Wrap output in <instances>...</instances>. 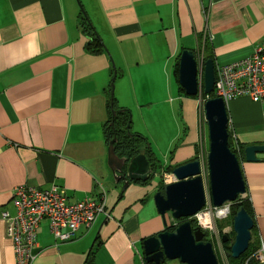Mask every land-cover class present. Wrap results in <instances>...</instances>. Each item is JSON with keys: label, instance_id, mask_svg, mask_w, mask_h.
<instances>
[{"label": "crops", "instance_id": "obj_1", "mask_svg": "<svg viewBox=\"0 0 264 264\" xmlns=\"http://www.w3.org/2000/svg\"><path fill=\"white\" fill-rule=\"evenodd\" d=\"M83 1L105 51L86 48L75 0H0V264H16L2 212L15 214L12 189L20 184L55 185L68 202L96 198L104 188L110 214L79 225L66 241L42 219L31 264H89L90 257L92 264H145L142 240L165 227L153 200L159 185L130 183L121 192L118 183L109 194L106 188L113 176L105 125L114 70L115 107L130 111L131 131L159 158L160 101L170 100L169 112L186 123L164 143L161 173L199 152L198 97H187L175 76L180 52L202 53L216 66L249 56L264 39V0ZM226 109L233 148L264 145V99L238 96ZM238 156L255 251L264 246V152L251 162Z\"/></svg>", "mask_w": 264, "mask_h": 264}, {"label": "water", "instance_id": "obj_2", "mask_svg": "<svg viewBox=\"0 0 264 264\" xmlns=\"http://www.w3.org/2000/svg\"><path fill=\"white\" fill-rule=\"evenodd\" d=\"M76 1L86 17L80 0ZM197 55L191 49H183L178 58L177 80L185 94L189 96H195L201 92L209 95L214 85V61L211 58H203L200 87ZM115 76L116 71L114 70L110 82V107L113 116L117 113V110L113 108L112 100ZM203 109L209 141L207 153L209 194L211 204L218 207L245 194L246 184L240 159L228 145L226 103L220 97H209L204 101ZM110 125H113V121ZM117 141L118 137L114 134L107 147V165L112 172L114 183H122V192L130 183L145 182L151 178L156 166L147 159L145 148L139 149L137 153L130 156L119 155L115 148ZM259 152H264V145H247L242 149V155L248 162L257 161L256 154ZM172 174L174 180L163 184L161 189L153 195L154 204L163 219L164 226L166 225V213L176 220L181 218L185 220L173 230L164 229L144 238L142 240L144 260L153 264H166L165 259L177 260L181 264H218L211 241L205 240L206 233L198 226L193 227L189 220L204 207L207 200L200 161L193 159L175 166ZM253 226V218L244 207H240L232 217L231 230L234 236L227 250L228 256L238 258L247 250ZM227 240L228 235L223 232L221 241L225 243Z\"/></svg>", "mask_w": 264, "mask_h": 264}, {"label": "built area", "instance_id": "obj_3", "mask_svg": "<svg viewBox=\"0 0 264 264\" xmlns=\"http://www.w3.org/2000/svg\"><path fill=\"white\" fill-rule=\"evenodd\" d=\"M198 61V82L202 85L203 55H197ZM215 79L212 96H203L202 92L198 97L199 111V152L197 158L201 165V176L204 190L205 180L208 179L207 153H208V133L203 104L206 98L220 97L227 103L230 99L238 96H248L252 101L264 99V39L254 49L252 54L230 63L216 65L214 69ZM234 137V135H233ZM238 155L240 149L234 147ZM165 184L174 180L171 173L163 174ZM206 204L194 214L193 218L198 227L207 235L211 242L215 239L217 246L218 264H231L227 255V248L221 241V237L216 230V219L223 218L230 213V205L227 202L215 207L211 204L209 194V180L207 184ZM247 193L239 195L246 197ZM12 201L15 206V214L10 215L7 211L2 212V218L7 222V234L12 241L16 256V264H31L36 257L34 248L37 245L36 232L42 219H47L49 228L54 238L58 241H66L73 237L79 225L92 224L99 215L110 214L107 212V196L104 188L96 198L86 196L75 202H68L64 190L57 186L48 189H39L29 184H20L12 189ZM221 209H225L224 215H218ZM171 225L177 224L176 219L169 215ZM225 232V231H224ZM228 233V232H227ZM214 248V247H213ZM242 264H264V246L248 254Z\"/></svg>", "mask_w": 264, "mask_h": 264}, {"label": "trees", "instance_id": "obj_4", "mask_svg": "<svg viewBox=\"0 0 264 264\" xmlns=\"http://www.w3.org/2000/svg\"><path fill=\"white\" fill-rule=\"evenodd\" d=\"M80 14H81V16H80L79 27H80L81 31L84 34H86L88 37V40H87L86 45H85L86 48L89 51L94 52V53L105 51L106 49L104 47V44L102 43L100 36L98 35L95 28L91 24L87 15L85 17L82 12ZM177 75H178V63L175 64V76H177ZM180 89L184 92V90L181 87H180ZM109 91H110V88H109ZM202 95L206 96V94L204 92H202ZM209 96H212V94H210ZM112 100H113V108H115L117 110V113H116V115L113 116L111 114V107H110V118L105 125V133H106V138H107L108 142L112 139L114 134L117 135L118 141L115 143V148H116V152L119 155H126L127 154L128 156H130V155L137 153L139 149L145 148V153H146L147 159L151 163H153L154 166L157 167L158 165H157L156 155L151 150L150 145L148 144L147 140L141 134L131 131V122L132 121L130 120V115H131L130 111L127 108H116L115 104H114L115 103L114 102L115 101L114 96H112ZM110 101H111V95H110ZM112 121H113V125H110V122H112ZM229 137H230V135H229ZM147 144H148V147H147ZM228 145H229L230 149L233 152H235L234 148L231 145L230 138L228 139ZM242 149L243 148L240 149L241 154H242ZM238 158H240V157L238 156ZM173 168L174 167H169V170L172 171ZM148 180L145 182L139 181L137 183H146V182H148ZM162 185L163 184L161 183V180H160L158 188L161 189ZM240 207H244V209L252 217V207H251L248 195H246V197H244V198H240L238 196L231 203V205H230L231 219H232L234 213ZM184 220H185V218H181L179 220H176L177 224L175 226H166L165 225L164 229L173 230L179 223H181ZM189 220H190V223L193 227L197 226V224L193 218H189ZM231 234H233V236H234V232L232 230L230 232H228V238H233L231 236ZM251 236H252V230H251ZM224 246L228 250L231 245H229L228 241H227L224 243ZM251 252H253V247L251 246V239H250L247 250L243 254H241L240 257H238V258H232L229 256V260H230L231 264H242L243 259L248 254H250ZM88 263L92 264L91 257L88 260ZM145 264H151V263L145 261Z\"/></svg>", "mask_w": 264, "mask_h": 264}, {"label": "rangeland", "instance_id": "obj_5", "mask_svg": "<svg viewBox=\"0 0 264 264\" xmlns=\"http://www.w3.org/2000/svg\"><path fill=\"white\" fill-rule=\"evenodd\" d=\"M75 2H76V5L75 6H76V9H77V23L79 25V22H80V18H78L79 7H78V3H77L76 0H75ZM80 2H81V0H80ZM83 4H84V1H83ZM79 16H81V14ZM114 86H115V82H114ZM114 93H115V90H114L113 94ZM113 96L115 98V95H113ZM187 97L194 98L195 96H189L188 95ZM174 102H175V104L177 103V101H174ZM170 104H172V106H173V103L170 100H165V102L164 101H160V116L154 122L155 123V126H157V124H159V126H160V146H161V148H160V158L155 154L156 155V158H157V165H158L156 167L157 171H156V173H154L152 175V177L148 180V182L146 184V185H148V187H152V188H154L157 185H159L160 180H161V183L162 184H165V178H164V175L163 174H169V173L172 172L170 170H165V171H163L161 173L159 172L160 171L161 163L163 164V162H165V158H163V156H162V154L164 153L162 151H165L163 149L164 148V143L168 140V138L171 135H173L176 132V129H177L178 124L180 125L182 131L184 130V126H186V123L183 121V118H182V116H180L179 113H178V116H174V114L172 115L169 112L168 108L171 106ZM197 105H198V99H197ZM133 119H134L133 120L134 128L135 129H139L140 126L142 125V122L137 121L136 120L137 119L136 116H134ZM131 121H132V114H131ZM147 142L149 144L150 141L147 140ZM172 149H174V147H172L171 150ZM107 182H108V185L106 186V188H107V193H108V190H110L111 188L116 187V185H115V183L113 181V177L110 176V175L108 176ZM204 184H205V187H206L205 192L208 193L207 192L208 179L205 180ZM169 215H170L169 213H166V215H165V218L167 216L166 226H173V225L170 224L171 221L169 219ZM215 225H216V230L218 231L220 237L222 236V233L224 231L226 233L227 232H230L231 229H232V219H231L230 213L227 214V216H225L223 218L216 219ZM227 235H228V233H227ZM231 236L233 237V234H231ZM205 239H207V236H205ZM228 239H229V240H227L228 241V244L231 245L233 238H228ZM211 243H212V245L214 247L215 253L217 254V246H216L215 239ZM167 264H180V263L177 260H169Z\"/></svg>", "mask_w": 264, "mask_h": 264}, {"label": "bare ground", "instance_id": "obj_6", "mask_svg": "<svg viewBox=\"0 0 264 264\" xmlns=\"http://www.w3.org/2000/svg\"><path fill=\"white\" fill-rule=\"evenodd\" d=\"M226 213V210L225 209H221L219 212H218V215H224Z\"/></svg>", "mask_w": 264, "mask_h": 264}, {"label": "flooded vegetation", "instance_id": "obj_7", "mask_svg": "<svg viewBox=\"0 0 264 264\" xmlns=\"http://www.w3.org/2000/svg\"><path fill=\"white\" fill-rule=\"evenodd\" d=\"M161 175V174H160ZM207 236V235H206ZM205 240H208V239H205ZM229 240V239H228ZM227 242V241H226ZM169 260L165 259V263L167 264ZM151 264H153L152 262H149ZM181 264V263H180Z\"/></svg>", "mask_w": 264, "mask_h": 264}]
</instances>
